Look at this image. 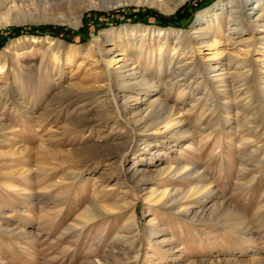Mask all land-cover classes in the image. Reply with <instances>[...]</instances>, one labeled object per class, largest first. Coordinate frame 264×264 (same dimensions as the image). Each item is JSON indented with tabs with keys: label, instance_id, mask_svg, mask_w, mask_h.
Returning <instances> with one entry per match:
<instances>
[{
	"label": "rangeland",
	"instance_id": "obj_1",
	"mask_svg": "<svg viewBox=\"0 0 264 264\" xmlns=\"http://www.w3.org/2000/svg\"><path fill=\"white\" fill-rule=\"evenodd\" d=\"M219 1L94 8L73 27L42 23L52 10L38 0H1L0 264H264V31L232 23V36L194 38L197 15ZM125 26L185 31L189 42L171 40L158 66L144 53L157 45L151 33L140 56L115 47L134 38ZM228 67L248 80L213 79ZM117 72L147 84L117 95ZM123 101L130 120L157 101L176 120L141 132L124 124Z\"/></svg>",
	"mask_w": 264,
	"mask_h": 264
},
{
	"label": "bare ground",
	"instance_id": "obj_2",
	"mask_svg": "<svg viewBox=\"0 0 264 264\" xmlns=\"http://www.w3.org/2000/svg\"><path fill=\"white\" fill-rule=\"evenodd\" d=\"M30 1H32V0H30ZM90 1L91 0H38L39 4L42 3L43 5L51 6L50 9L52 10V11H47L48 14H44V16H43L44 20L42 21V23H45V22L67 23V25H69V26L77 27L81 22V18L83 16L84 12L87 10L94 9V8H99L101 10H114L118 7H122L124 5H130V4H146L147 6H149V4H153V5L157 4V6H159L163 12L170 13V12L174 11L179 5H181L186 0H163L164 1V2L162 1L163 4H159L158 2H156L157 0L156 1L155 0H92L93 2H90ZM222 1L223 0L219 1V4L214 6V8L209 9L208 11L201 12L197 15L198 16L197 21H196L197 26H195L193 28V33H191V34H197V36L194 38H199L201 36L203 37L206 34L207 35L211 34V33H213L212 29H217L218 31H220L224 27L226 28L225 32L227 33V36H229V35L232 36L233 35L232 32L234 31L231 28L232 23H234L236 25L235 30L238 31V33H240V34L245 33V34L252 35V32H253L252 30L257 29V28L263 29V31H264V0H247V1H245V0H224L223 2ZM0 2H1V0H0ZM246 2H247V4H246ZM248 3H250L252 8L247 9L248 11H246L245 8H246V6L249 5ZM55 6L60 7L59 11L61 13H56V12L54 13V11L56 10ZM12 9H13V7L9 8L7 10V12L5 13L6 14L5 15L6 18L4 19L5 22L8 21L7 15H9L8 13ZM227 9H230V10L227 11ZM257 9L260 10L259 14H257ZM255 14H257V15L253 18V16ZM122 30L125 32L124 35L130 34L134 38H132L130 41H125V42L122 41L119 44H115V47H118L122 51H124L132 45L136 46V47H138V50H139L138 56H140L142 54V52H143L142 50L144 49L145 39L142 36V34H145V33L150 34L151 33L153 35V37L155 38L157 45L155 48L150 47V48L146 49L144 53H146L150 56V54L153 52V50L155 52H157V57L159 58V60L157 61L158 66H161V64L163 63L160 60V56L162 54V51L165 49V47L167 46V44L171 40L175 41L174 47H178V46L181 47V46H184L186 44V42H189L188 39L183 40V38L186 34L185 31H174V30H166V29L165 30H159V29H154L152 27H148V26H125L120 31H122ZM110 33H111V31L110 32L108 31L105 34H102L101 36L104 38H106V37L110 38L111 37V36H109V35H111ZM136 35H138V37L141 36L142 38L137 39ZM261 38L262 37H260V39ZM48 39H49L48 37L47 38L46 37L45 38L44 37L43 38H25L23 41L26 43H30L31 40L36 41V42H39V41L43 42V41H46ZM91 44L88 45V49L85 52H82L80 54L81 55L82 54L90 55V52H92L91 51L92 50ZM248 45H250V43L244 44V46H248ZM51 50H52V48L49 46L44 51V53L47 54V53L51 52ZM112 51H113V48H110L106 51L107 52L106 54H109ZM57 52H55V54H58ZM65 54H66L65 55V62L71 61L70 60L71 59L70 53L68 52ZM151 60H153L152 55H151ZM110 64H111V62H110ZM4 65H5V61L0 62V74L3 73ZM228 70H230L229 67H228V69L224 68V69H221L220 71L215 70L214 72H218V73L213 77V79H216L217 82H219L221 80L223 83H226L228 86H235L236 83H239V81H237L233 78L235 76L239 77L238 79H240V80L243 79V81H245V82L248 80V77L245 76V74H240L239 72H237L234 75H229ZM133 76H135V74H132V76H131V75H126V74L121 73V72L114 73L113 75L110 76L112 78L113 83H114L113 85H115L118 89V92H116L117 95H119L120 93H123L122 95L126 96V94L124 92L125 90H129L131 92H137L138 93L140 91H138L135 88H137L138 86H141L143 84H147L144 76H142V79L139 82L131 84L132 78H134ZM107 79H108V77L104 78V81H107ZM109 84L111 85V83H109ZM177 84H178V82H177ZM177 84H175V83L172 84L170 87V90H173L176 87L174 85H177ZM66 92H69V91L66 90ZM182 95H183V92H180L179 96L181 97ZM120 104L121 105H118L116 110H118V111L122 110L121 115H122V119L124 121V124L125 125L133 124V127H135L136 129L139 128L140 123L142 124L143 127H147L151 124L154 126H157V125L162 124V123H165V125H170L169 124L170 122H173L176 120V119H173L176 116L175 108L167 107L164 104H160V102H158V101L157 102H150L148 104V108L150 109V112L148 114V119L145 120L144 118H142L139 121L134 120L135 119L134 115H133V117H131V120L129 119L128 116L130 115V113H129V102L128 101H123ZM138 130H140L141 132L145 131L142 127L139 128ZM136 139L137 138H135V140ZM151 140L152 139L150 136H146L144 138L138 139V141H142L144 144L149 145V146L152 142ZM81 145L84 147V148H82L84 150L98 148V145L95 144V142L91 143V144L81 143ZM252 180H253V178H251L249 181L252 182ZM202 189H203L202 186H200V187L195 186L194 188H191L189 190V192H187V193L194 196L197 193H199ZM207 192L208 191H204L203 193H207ZM89 211L90 210H86L84 213V216L86 218L88 217V219H90V216H92L90 214H89L90 216H88ZM71 229H74V228H68L67 230H71Z\"/></svg>",
	"mask_w": 264,
	"mask_h": 264
}]
</instances>
